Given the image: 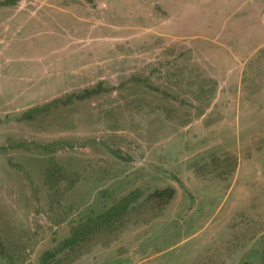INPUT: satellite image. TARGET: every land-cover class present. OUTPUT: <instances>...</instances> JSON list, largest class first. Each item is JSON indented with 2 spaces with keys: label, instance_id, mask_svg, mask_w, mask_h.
<instances>
[{
  "label": "rangeland",
  "instance_id": "374dc122",
  "mask_svg": "<svg viewBox=\"0 0 264 264\" xmlns=\"http://www.w3.org/2000/svg\"><path fill=\"white\" fill-rule=\"evenodd\" d=\"M83 230L46 264H264V0H0V264Z\"/></svg>",
  "mask_w": 264,
  "mask_h": 264
},
{
  "label": "trees",
  "instance_id": "16d2710c",
  "mask_svg": "<svg viewBox=\"0 0 264 264\" xmlns=\"http://www.w3.org/2000/svg\"><path fill=\"white\" fill-rule=\"evenodd\" d=\"M102 92H107V90L102 89L100 88L99 85H97L91 89H83L81 92L77 94H71L70 96H67L64 100H58L57 102L65 104V103L71 102V100L73 99L80 101V100L87 99L95 95H98L99 93H102ZM46 108H48L47 105L25 112V119L26 120L32 119L34 112H39L41 110H45ZM133 192H130L123 198L119 199L114 204L115 206L114 208L112 207L109 208L106 212H104L103 214H101V216H99V219L101 218L104 219V220H101L104 223H101L99 226L100 232L102 231L106 235V232L107 233L114 232L115 229H120L129 223L130 224L137 223L138 222L137 218H131V217H134L133 215L138 216L140 215V213L142 214V212L144 211H147L148 214L146 217L140 218L139 221L141 223H147L151 219L157 217L160 214L161 210L169 203V201L173 197L174 189L171 186L157 188L151 191L150 193L146 194L140 200H138V197L140 196L139 192L138 191L137 192L133 191ZM108 212L110 213L107 214ZM88 232L89 231L87 230H83L81 233L82 235L79 238H78V235L76 236L77 237L76 240L72 232L71 236H69L63 243L60 244L61 245L60 247H58L54 251L46 252V254L41 258V264H46L48 263L47 261L53 260L54 255L58 253L60 248L72 249L73 246H76L75 244L80 246V242H84L85 239L88 238L89 236ZM77 234H78V231H77ZM82 253L83 251L79 252L77 257L81 255Z\"/></svg>",
  "mask_w": 264,
  "mask_h": 264
},
{
  "label": "crops",
  "instance_id": "0c3cea01",
  "mask_svg": "<svg viewBox=\"0 0 264 264\" xmlns=\"http://www.w3.org/2000/svg\"><path fill=\"white\" fill-rule=\"evenodd\" d=\"M17 11V10H16Z\"/></svg>",
  "mask_w": 264,
  "mask_h": 264
}]
</instances>
